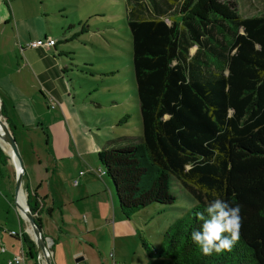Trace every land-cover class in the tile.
<instances>
[{
	"label": "trees",
	"instance_id": "trees-1",
	"mask_svg": "<svg viewBox=\"0 0 264 264\" xmlns=\"http://www.w3.org/2000/svg\"><path fill=\"white\" fill-rule=\"evenodd\" d=\"M129 2L141 136L97 140L99 169L122 216L130 220L152 205L174 204L173 177L196 204L156 248L137 231L148 258L264 264V14L241 18L232 0ZM1 113L13 135L2 104ZM130 118L114 116L110 123L120 128ZM7 160L0 150V163ZM24 189L41 228L42 207ZM215 198L240 206L242 227L231 251L205 256L190 236L200 227L195 213ZM22 243L27 259L39 264L26 234Z\"/></svg>",
	"mask_w": 264,
	"mask_h": 264
},
{
	"label": "rangeland",
	"instance_id": "rangeland-1",
	"mask_svg": "<svg viewBox=\"0 0 264 264\" xmlns=\"http://www.w3.org/2000/svg\"><path fill=\"white\" fill-rule=\"evenodd\" d=\"M232 1L236 2L241 18L264 14V0ZM22 3H26L27 8L30 9L28 16L32 19L35 33L43 34L44 37L49 36L56 42L57 50L53 53L54 58L63 82L67 86L70 109L75 111L77 120L70 122L73 136L64 124L61 127L58 122L54 125L47 123L48 125H45L47 132L43 129L44 125L42 128L40 125L27 129H22L18 125L15 128L13 138L24 175L29 171L28 164L36 163L37 155L42 160L47 159L46 149L55 153V163L67 175L72 171V160L79 161L81 152L86 151L81 154L82 161L84 160L82 173L95 174L93 169L98 165L97 152L91 151V146L97 150L98 146L92 136L96 129L99 130V138L103 141L114 140L121 136H141L131 62V36L127 27L130 2L129 0H26V2L23 0ZM4 8L6 9L5 5ZM8 29L5 37H0V71L3 70L2 67L6 69L16 65V59L10 55L13 43L11 38H8L13 31L10 27ZM190 53L193 54L194 49ZM31 79V93L36 98L39 96L38 86L36 79L34 77ZM45 111L50 110L45 109ZM126 114L131 117L126 124L127 128L125 125L120 128L111 125L114 116ZM48 117L51 118L50 115ZM1 120L4 121L2 118ZM42 120V124L47 122L45 117ZM95 122L97 125H94ZM93 125L96 126L95 129ZM83 129L89 133H85ZM48 159L54 163L51 156ZM85 165L93 171L86 170ZM1 170L3 186L8 188L4 191L8 212L0 213V222H4L5 213H9V216L17 221L19 217L14 199L15 171L13 174V170L12 172L7 168ZM170 191L175 197L174 204L152 205L138 214L139 217H143L142 219L137 218L135 214L128 222L131 229L136 225L137 231L147 244L154 248L158 246L165 230L185 216L196 204L193 197L173 177L170 179ZM24 192L26 193L25 190ZM25 225L27 226L26 223ZM0 226L10 230L4 225ZM50 236L54 238L53 235ZM7 240L8 237L0 232V248H7ZM127 242V255L132 256L134 249L139 247L141 249L137 234L132 235ZM51 248L52 244L48 250L50 254ZM109 253L110 251L104 255L105 259ZM134 259L143 264H172L169 259L152 260L140 254Z\"/></svg>",
	"mask_w": 264,
	"mask_h": 264
},
{
	"label": "crops",
	"instance_id": "crops-1",
	"mask_svg": "<svg viewBox=\"0 0 264 264\" xmlns=\"http://www.w3.org/2000/svg\"><path fill=\"white\" fill-rule=\"evenodd\" d=\"M22 1L0 0V37H5L6 32L9 31L8 27L12 29L13 34L10 33L8 37L13 43L10 55L16 59V67L6 69L2 67L3 70L0 71V100L5 118L13 125V130L18 125L22 129L39 127V125L42 128L43 125H48L47 123L54 125L58 122L61 127L64 124L71 132L70 122L77 121L76 113L70 109L67 86L63 82L54 58L53 53L57 50V45L40 49L27 47L32 41L52 38L35 33L32 19L28 16L30 9ZM33 77L38 86L39 96L36 98L30 89ZM46 94L56 100L57 105L54 110L48 108ZM45 109L50 111L46 112ZM43 117L47 121L44 122L45 124L41 122ZM94 125L93 128L96 127ZM43 129L46 130V126ZM83 131L89 133L85 129ZM99 133L96 129L95 134H92L96 144L97 140L103 141L99 138ZM46 151V156L49 158L51 156L54 163L49 161L48 157L42 160L37 155L36 163L28 164L29 171L24 175L23 188L27 187L42 207L43 211L40 215L42 233L52 244L50 249L52 264H112V262L143 264L134 259L139 254L147 257L142 247L141 249L136 247L132 256L126 254L127 239L137 234V226L134 225V229H131L128 224L131 219L127 220L122 216L110 182L106 176L98 174L99 164L95 166L94 171L85 165L86 170L95 174L87 172L80 176L79 173L83 172L82 155L86 153L82 151L79 161L72 160V171L67 175L55 163V153L49 149ZM91 151L98 152L99 147L96 150L91 146ZM13 165L10 157L6 164L0 163V213L7 211L4 191L8 189L3 186L1 168H7L11 172L13 170L14 174ZM73 181H77L76 186L73 185ZM23 194L26 196L25 192ZM15 207L19 217L17 221L13 220L14 217H10L9 213H5L4 222H0V225L10 228L5 230L0 226V232L8 237L7 248H0V264H6L12 256L26 250L22 241L16 236L9 235V232L16 234L21 232L26 235L29 233L21 213L17 206ZM48 210H50L49 214L46 212ZM138 214L140 212L137 213V218L142 219L143 217H139ZM50 235H53L54 240ZM108 251L110 253L105 259L104 255ZM110 254L112 258L109 257ZM33 263L34 261H27V264Z\"/></svg>",
	"mask_w": 264,
	"mask_h": 264
},
{
	"label": "clouds",
	"instance_id": "clouds-1",
	"mask_svg": "<svg viewBox=\"0 0 264 264\" xmlns=\"http://www.w3.org/2000/svg\"><path fill=\"white\" fill-rule=\"evenodd\" d=\"M213 151L218 154V150ZM188 167L190 169L191 165ZM240 212L239 205L232 206L225 200L215 198L207 204L204 211L195 213L200 227L191 232L190 238L203 255L232 250L240 238L243 220Z\"/></svg>",
	"mask_w": 264,
	"mask_h": 264
},
{
	"label": "water",
	"instance_id": "water-1",
	"mask_svg": "<svg viewBox=\"0 0 264 264\" xmlns=\"http://www.w3.org/2000/svg\"><path fill=\"white\" fill-rule=\"evenodd\" d=\"M1 101H0V117L2 119H4L2 117V113H1ZM0 118V132L3 134L10 150H11V155L16 158L17 160V167L15 165L14 166V171H15V203L16 206L19 210L20 206H19V201H18V192L19 190L23 189V176H24V169L18 154V150L16 147V143L15 140L13 138V135L11 133V131L7 128L8 125L4 119V121L2 122ZM0 149L4 152V150L2 149V147L0 146ZM7 157L9 158V155H7ZM104 175V174H103ZM24 204V213H25V218L22 216L24 222L27 224V227H29L32 231V234L34 235V238H32L30 236L29 233H27V236L30 238V240L34 243L35 247H36V252H37V260L39 263L43 264L40 260V257L43 258V262L44 264H52V260H51V254L49 253V249H48V245H47V238L43 235L42 233V227L40 228L36 221H35V216L31 213L28 205H27V195H26V200L23 203ZM20 212V210H19Z\"/></svg>",
	"mask_w": 264,
	"mask_h": 264
},
{
	"label": "built area",
	"instance_id": "built-area-1",
	"mask_svg": "<svg viewBox=\"0 0 264 264\" xmlns=\"http://www.w3.org/2000/svg\"><path fill=\"white\" fill-rule=\"evenodd\" d=\"M55 44H56V42L53 39L46 38V39H39L36 41H32V42L28 43L27 47H29L31 49H40V48H49V47L54 46ZM45 99L47 101L48 108L51 110H54L56 108L57 103H56V100L53 98V96L46 94ZM98 174L103 175V172L100 169H98ZM79 175L81 176V175H83V173L81 172V173H79ZM73 185L76 186L77 181H73ZM23 234L24 233H21V232H19L17 234L15 232H9V235L16 236L20 241H22V235ZM48 240L49 239L47 238V245H48ZM50 246H48V249L50 248ZM109 257L112 258V254H110ZM40 260L44 264L42 257H40ZM27 261H28V259L25 255V251L22 250L19 255L12 256L9 260H7L6 264H27ZM39 264H41V263H39ZM112 264H125V263L112 262Z\"/></svg>",
	"mask_w": 264,
	"mask_h": 264
},
{
	"label": "bare ground",
	"instance_id": "bare-ground-1",
	"mask_svg": "<svg viewBox=\"0 0 264 264\" xmlns=\"http://www.w3.org/2000/svg\"><path fill=\"white\" fill-rule=\"evenodd\" d=\"M0 146L2 147L4 152L9 155V157L12 159L14 165L17 167V164H18L17 160H16V158H14L11 155V150H10V148H9V146H8L6 140H5V138H4V136H3V134L1 132H0ZM23 192H24L23 189L19 190V192H18V201H19V206H20V208H19L20 213L25 218L24 204L23 203L25 202L26 197L24 196ZM28 231H29L31 237L34 238V235L32 234V231H31V229L29 227H28ZM50 245H51V241L48 240V246H50Z\"/></svg>",
	"mask_w": 264,
	"mask_h": 264
}]
</instances>
